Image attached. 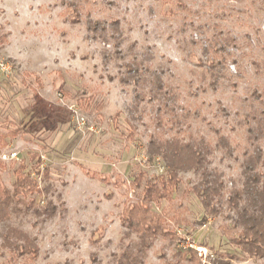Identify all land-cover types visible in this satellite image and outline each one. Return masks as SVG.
Masks as SVG:
<instances>
[{
    "label": "rangeland",
    "instance_id": "rangeland-1",
    "mask_svg": "<svg viewBox=\"0 0 264 264\" xmlns=\"http://www.w3.org/2000/svg\"><path fill=\"white\" fill-rule=\"evenodd\" d=\"M183 2L185 9L176 0H0V60L11 68L0 72V181L12 188L24 160L43 190L31 197L36 207L52 201L58 208L52 218L30 210L13 220L37 238L35 264H118L124 252L135 251L137 237L126 236L121 218L124 204L142 192L131 185L138 173L166 174L161 160H148L154 134L204 136L213 146L225 136L231 153L218 146L212 168L229 188L240 177L242 99L254 88L264 91V0ZM115 20L119 33L110 28ZM226 36L234 39L230 55L212 86L216 79L199 60L215 37ZM132 64L141 65L143 79L123 83ZM153 72L164 84L160 99L148 96L151 85L142 81ZM15 130L16 137L4 138ZM38 168L49 172L48 180ZM180 177L174 203L154 210L172 211L181 202L189 224L178 228L174 244L156 239L143 264H190L176 257L177 244L187 239L214 254L235 251L223 235V218L198 224L203 206L195 194L184 195L198 178ZM7 259L0 241V264Z\"/></svg>",
    "mask_w": 264,
    "mask_h": 264
},
{
    "label": "trees",
    "instance_id": "trees-1",
    "mask_svg": "<svg viewBox=\"0 0 264 264\" xmlns=\"http://www.w3.org/2000/svg\"><path fill=\"white\" fill-rule=\"evenodd\" d=\"M176 2L181 8H186L183 0ZM72 9H75L74 14H78L76 7ZM76 21L79 20L76 18ZM119 27L117 20L110 26L117 33L120 31ZM90 30L98 29L95 27ZM232 40L234 39L229 36L215 37L204 47L207 57L205 60L200 59L199 65L216 79L212 86L223 76L226 59L230 55L228 45ZM140 67L141 65L135 64L127 66L128 74L122 82L128 84L135 80L140 83L143 79L140 77ZM142 81L145 85H151L148 88V96L152 99L161 98L164 84L158 72H153L149 80L144 78ZM141 96L145 97V93L142 92ZM242 100L244 110L241 125L246 132V145L242 151L241 175L237 180H233L230 188L225 181V175L212 168L211 159L218 146H223L231 153L229 140L225 136H219L215 146L204 136L194 134H189L188 138L168 139L156 134L151 136L148 143V160H161L165 165L166 174L148 178L144 172H140L135 176L131 185L135 189L142 188V192L137 194L135 202L124 204L121 222L127 231L126 236H136L137 242L133 245L135 251L124 252L118 264H143L154 241L160 237L172 244L178 241V228L189 224L182 214L187 211L186 206L178 202V209H162L160 212L154 210V207L161 206L163 202L174 203V195L182 183V173H193L198 178V182L184 192V195L195 194L203 206L204 217L198 224L204 225L212 218H223L226 221L221 227L223 235L235 249L233 253H213L214 258L210 263L234 264L248 259L264 260V91L254 88L251 94ZM40 103L42 113L46 115L49 108L43 100ZM18 134L19 130H15L4 138L16 137ZM33 159H37L38 167L42 165L39 155L34 154ZM27 169L22 160L15 170L16 180L12 188L4 186L0 181V241L2 250L8 254V264H35L40 257L37 238L14 225L15 217L30 210L48 218L58 214V208L52 201H48L42 210L36 207V200L31 197L41 194L43 190L38 178L27 172ZM36 173L38 177L42 174L45 179L49 178L46 169L42 171L38 168ZM86 174L90 175V172L86 171ZM48 190L46 186L45 191ZM177 247L179 250L176 257L180 262L199 264L200 258L195 249L184 248L180 243Z\"/></svg>",
    "mask_w": 264,
    "mask_h": 264
},
{
    "label": "built area",
    "instance_id": "built-area-1",
    "mask_svg": "<svg viewBox=\"0 0 264 264\" xmlns=\"http://www.w3.org/2000/svg\"><path fill=\"white\" fill-rule=\"evenodd\" d=\"M11 71L10 65L4 60H0V72L3 74H9ZM186 245H182L184 248H193L197 251L200 261L205 263L209 259L214 258V254L209 252L205 246H199L194 240H185Z\"/></svg>",
    "mask_w": 264,
    "mask_h": 264
}]
</instances>
